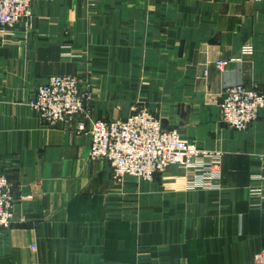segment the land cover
I'll list each match as a JSON object with an SVG mask.
<instances>
[{"label": "crops", "instance_id": "0c3cea01", "mask_svg": "<svg viewBox=\"0 0 264 264\" xmlns=\"http://www.w3.org/2000/svg\"><path fill=\"white\" fill-rule=\"evenodd\" d=\"M13 33L0 37V175L16 199L0 264H255L264 195L249 191L264 177V109L234 131L219 103L237 85L264 95V1L36 0ZM247 45L251 57L214 65ZM61 75L92 91V119L146 108L164 130L221 153L220 188L188 191L176 167L113 180L88 158L82 116L47 127L28 106Z\"/></svg>", "mask_w": 264, "mask_h": 264}, {"label": "built area", "instance_id": "2783aa9c", "mask_svg": "<svg viewBox=\"0 0 264 264\" xmlns=\"http://www.w3.org/2000/svg\"><path fill=\"white\" fill-rule=\"evenodd\" d=\"M34 1L0 0V37L14 34L15 27L31 16ZM253 54V47L243 46L237 58L217 61L214 65L224 69ZM92 99L89 91L80 88L77 78L53 76L38 86L31 103L40 118L51 125L68 126L78 116H83L85 123H79L77 133L89 137L88 158L105 161L115 181L131 177L150 182L156 174L176 167L188 191L220 188L221 153L184 141L176 130H164L160 120L146 108L132 111L124 119H92L87 110ZM263 109L264 95L255 87L232 86L221 94L219 118L229 129L245 131ZM252 181L261 185L251 188L250 195H264V177L252 176ZM15 202L12 184L5 175H0V231L12 226ZM254 263L264 264V249L254 256Z\"/></svg>", "mask_w": 264, "mask_h": 264}, {"label": "rangeland", "instance_id": "374dc122", "mask_svg": "<svg viewBox=\"0 0 264 264\" xmlns=\"http://www.w3.org/2000/svg\"><path fill=\"white\" fill-rule=\"evenodd\" d=\"M36 1V0H35ZM35 1H34V3H35ZM34 5V4H33ZM31 16H32V10H31ZM31 16L27 19V20H25V22H22V23H19L16 27H15V29H17L20 25H22V24H24V23H26L30 18H31ZM81 55L80 54H78V53H68V54H64L63 55V58L66 60V61H70V59H77V58H79ZM61 76H64V75H61ZM53 77V76H52ZM72 77H75V78H77L79 81H80V79L78 78V77H76V76H72ZM80 88L82 89V90H87V91H89L91 94H92V96H93V93H92V91L91 90H89V89H85V88H83V86L81 85V81H80ZM34 95H35V93H34ZM34 95L32 96V98L28 101V106H29V108L32 110V111H34L35 113H36V115H37V117H38V119L40 120V122L42 123V124H44V125H46L47 127H58V125H51V124H48V123H46V122H44L41 118H40V116H39V114H37V111L32 107V100L34 99ZM93 99H94V97H93ZM93 99H92V101H93ZM91 101V102H92ZM91 104V103H90ZM134 108V107H133ZM131 109V112L130 113H132V111H135V112H138V111H140V110H142V109H145V108H142V107H136V109L134 108V109ZM87 110H88V112L90 113V111H89V106L87 107ZM129 113V114H130ZM128 114V115H129ZM79 117V116H78ZM83 117V116H82ZM84 118V117H83ZM97 120H99V119H97ZM103 121H106V120H103ZM108 121V120H107ZM8 179V178H7ZM9 180V179H8Z\"/></svg>", "mask_w": 264, "mask_h": 264}, {"label": "water", "instance_id": "95a60500", "mask_svg": "<svg viewBox=\"0 0 264 264\" xmlns=\"http://www.w3.org/2000/svg\"><path fill=\"white\" fill-rule=\"evenodd\" d=\"M128 114L124 115L122 119L126 118Z\"/></svg>", "mask_w": 264, "mask_h": 264}]
</instances>
